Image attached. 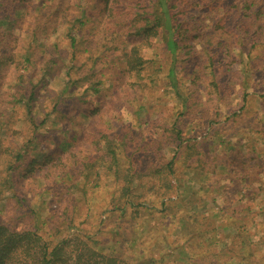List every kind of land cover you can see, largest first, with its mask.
<instances>
[{"label": "rangeland", "instance_id": "rangeland-1", "mask_svg": "<svg viewBox=\"0 0 264 264\" xmlns=\"http://www.w3.org/2000/svg\"><path fill=\"white\" fill-rule=\"evenodd\" d=\"M140 1V7H131L136 1L126 0L118 9L142 10L146 0ZM195 1L197 8L187 0H172L178 6L176 16L185 23L182 34L203 43L194 50L201 51L197 60L182 54L175 59L160 34L127 35L102 64L97 77L99 94L77 83L74 94L79 98L69 95L65 104L48 112L47 122L38 129V140L29 145L27 158L17 171L14 187L0 185L1 223L15 230L38 231L52 246L67 236L85 235L94 248L130 264H196L189 261L194 259L199 264H264V9L256 8L246 18L235 14L237 8L227 15L218 6L211 13V0H191ZM87 2L92 7L102 0ZM53 3L0 1V19L12 11L11 20L15 19L13 35L0 42V56L10 55L12 60L0 79V111L12 108L5 100L14 103L11 94L21 72L27 80L30 75L35 81L41 76L36 69L49 58L50 42H57L64 53L72 51L62 14L51 23L48 40L41 39L40 33L33 38L37 23L53 19L47 12L57 9L49 8ZM60 4L63 13L77 15L73 0ZM196 22L202 24L198 38ZM238 23L250 32H241L242 37L233 43ZM100 28L92 21L79 30L77 66L90 56L86 49L96 48ZM135 44H141L138 55L148 60V72L155 77V85L145 91L135 92L128 78L129 54ZM205 49L217 53L213 63ZM27 52L30 61H26ZM14 60L22 62L21 70L14 68ZM174 65L179 91L167 78ZM56 68L48 86L51 95L62 92L67 81L61 64ZM7 112L14 117L12 126L2 130L7 131V144L11 136L22 144L29 135L14 131L20 127L15 120L21 112ZM44 118L42 110H37V119ZM174 128L182 131L181 146L175 142ZM102 134L127 141L124 147L129 152L143 147L136 155L137 180L132 182L130 201L121 198L124 181L105 173L101 161L87 180L73 170L54 175L49 169L50 153L55 158L64 152H70V158L78 153L91 159L103 157V149L96 145ZM120 158L121 166L128 167L125 157ZM173 158V179L178 183L174 192L152 173ZM34 160L33 173L26 172ZM182 219L193 227L184 229ZM183 243L190 246L186 251L181 248Z\"/></svg>", "mask_w": 264, "mask_h": 264}, {"label": "trees", "instance_id": "trees-1", "mask_svg": "<svg viewBox=\"0 0 264 264\" xmlns=\"http://www.w3.org/2000/svg\"><path fill=\"white\" fill-rule=\"evenodd\" d=\"M4 2V0H0ZM64 0H54V3L49 6V8L57 9L54 11H47L52 20L46 22L37 23L33 30V38L37 39L39 33L42 34L43 40H48L50 38L49 29L51 23H54L60 18L59 15H63V19L68 23L66 31V39L69 41V48L72 50L69 53H64L57 42H50L48 46L47 54L49 58L44 59L43 63L36 70L41 73L38 80L35 81L34 75H30L27 80L25 74H21L17 77L16 83L14 84L13 102L10 98L6 99L5 102H10L11 107L6 108V112L0 111V185L3 187L10 186L14 187L16 182V177L18 169L24 163L28 155L29 145L31 143H36L38 140L37 132L39 127L45 125L48 119V112H52L65 104L66 99L69 95H75L74 92L77 87V83H82L85 87V91H92L95 94L100 93V83L97 81V77L102 72V64L108 60L109 53L118 50V47L122 45L123 41L127 40V35H133L138 37H144V34L151 33L153 35H159L161 40L166 44L167 51L178 59L180 55H186L187 59L197 60L198 55L201 51L197 50L199 43L203 45L202 42H196L197 40L189 35L184 36L182 34V29L184 27V22L176 16L174 10L178 6L172 2V0H146L142 6V10L129 12H120L119 6H123L126 0H102L99 6H92L87 2V0H73L77 15H70L69 13H63L60 2ZM136 1L131 7H135L140 0ZM189 4L195 5L196 8L199 3L191 2L187 0ZM87 2V4L85 3ZM211 9V13H215L216 7L223 9V11L228 15L232 13L233 8H237L238 11L235 14H242L243 17L249 18L254 14L256 8L264 9V0H237V2H227L226 0H211L208 1ZM139 7L141 5H138ZM95 10V11H94ZM108 12V15H104ZM260 15L261 12H257ZM14 15L12 12H7L0 19V42L7 41V38L13 35V30L15 27V19L11 20ZM46 15V14H45ZM110 20V21H107ZM98 22L100 25L99 36L100 40L96 43V48L86 49L85 53H91L90 56L84 61L80 66H77L78 62V32L85 26L88 22ZM202 24L199 22L194 23V30L196 31V38L201 34ZM238 36H234L233 43H237L242 37L241 32H247L246 26L238 23ZM126 30V34L124 32ZM195 37V36H194ZM196 42V43H195ZM141 45V44H140ZM140 45L135 44L129 54L128 59V71L130 85L139 91H145L146 88L155 85V77L149 71V62L143 56L138 55L140 50ZM223 45V44H221ZM224 46V45H223ZM207 57L210 60H214V55L216 52H210L205 49ZM68 56V57H66ZM30 53H26V61H30ZM183 58V57H182ZM60 61V62H59ZM189 61H187L188 63ZM10 63H12L11 56H0V79H4V75L11 68ZM22 62H16L14 60V68L18 71L21 70ZM61 64L65 71L67 81L65 83V88L62 92L57 95H51L52 92L48 90L51 78L55 76V71H57L56 65ZM101 66V67H100ZM26 69L29 67H25ZM118 78H122L120 69L117 68ZM183 70V68H182ZM168 80L174 85L179 91V79H178V69L174 65L169 69L167 75ZM74 89V90H73ZM68 94V95H67ZM79 98V94L75 96ZM186 100L188 98L186 97ZM50 102V104H49ZM41 107V108H37ZM51 107V109H50ZM143 108V107H142ZM141 108V109H142ZM18 110L21 112V116L15 120L16 124H20L19 128H15V134H21L24 136L27 133L29 136L24 138L22 144H17L14 140V136H11V140L7 144V131L3 133V129L12 126L11 122L14 117H12L10 112L7 110ZM42 110L45 118L43 120L37 119V110L39 112ZM97 110L93 112L96 113ZM141 111V110H140ZM88 114L87 112H84ZM92 113V112H90ZM65 117V113H62ZM74 116H71L69 120L73 121ZM72 123V122H71ZM149 124V123H148ZM147 124V125H148ZM3 130V131H2ZM17 131H20L19 133ZM173 135L175 136V142L177 146H181V134L180 129L174 128ZM2 132V133H1ZM68 133V132H67ZM76 133L72 137L75 138ZM96 145L98 149H103V157L98 159H91L86 156H81L79 153L77 155H72L70 152H64L55 158L51 153L48 157L52 164L49 167L54 172V175L59 172L63 174L73 170L75 175L84 177V179H89L90 175L93 173V169L96 165L102 162L104 166L105 173L108 175H113L114 180H123L124 186L122 187V199L130 201L132 197V192L134 187L132 182L137 180L135 178L138 169L135 172V166L137 164V154L138 150L142 151L143 147L132 149L129 152L124 146H128L127 141L120 139L117 136L110 137V135L102 134L96 139ZM121 142V145H120ZM10 143V144H9ZM47 148V147H46ZM100 149V150H101ZM140 154V153H139ZM120 155H123L127 160L128 167L121 166L122 160ZM105 157V158H104ZM108 158V159H107ZM173 158L167 164L162 165L161 168L152 169L153 174L159 176L162 179L168 190L174 192L177 188V182H175V167ZM88 160L90 162H88ZM37 161L34 160L30 163L26 169V172L33 173ZM126 165V164H124ZM189 165V163H188ZM189 167V166H188ZM135 176V177H134ZM243 182L247 183L246 177H243ZM130 203V202H129ZM184 229L192 228V224L182 219ZM190 228V229H191ZM262 241H264V231L262 233ZM190 247L187 244H182L181 248ZM191 251V248L190 250ZM190 255V256H189ZM191 252H188V258L190 259ZM263 257V256H262ZM194 263L199 264L198 260ZM0 264H130L127 260L115 255H108L101 250H98L90 244V240L85 237V235H75V238L65 237L58 244L52 246L50 242L45 240L38 231L26 229V230H15L7 225L0 222Z\"/></svg>", "mask_w": 264, "mask_h": 264}]
</instances>
